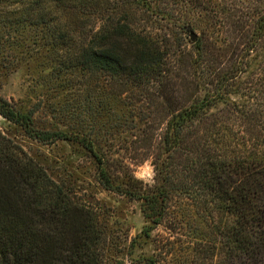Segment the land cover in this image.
Here are the masks:
<instances>
[{
    "label": "trees",
    "instance_id": "16d2710c",
    "mask_svg": "<svg viewBox=\"0 0 264 264\" xmlns=\"http://www.w3.org/2000/svg\"><path fill=\"white\" fill-rule=\"evenodd\" d=\"M173 2L182 19L162 0H0V66L30 42L58 74L87 76L88 133L36 129L1 97L0 116L80 144L103 189L140 202L145 239L176 206L218 264H264V0ZM129 130L152 185L113 157ZM76 194L0 133V264H104L107 211Z\"/></svg>",
    "mask_w": 264,
    "mask_h": 264
},
{
    "label": "rangeland",
    "instance_id": "374dc122",
    "mask_svg": "<svg viewBox=\"0 0 264 264\" xmlns=\"http://www.w3.org/2000/svg\"><path fill=\"white\" fill-rule=\"evenodd\" d=\"M175 4L172 0H162L160 6L168 5V12L176 19L181 14L182 19L185 13ZM169 22L175 23L176 20ZM194 33L199 34L198 31ZM25 45V54L21 56V51L15 50L17 59L12 58L15 56L12 53L8 55L9 62L0 66V97L16 110L30 112L36 129L88 133L87 76L58 74L43 53L35 52L37 47H31L30 42ZM0 133L26 157L41 165L53 180L72 188L77 198L105 208V222L111 236L104 264H142L149 257H153L157 264H218L220 255L217 251L199 246L204 237L192 234L195 229L205 235L199 220L192 216L186 219L187 225L181 224V219L176 216V206L172 207L165 222L153 228L149 238L145 239L141 234L146 223L140 202L103 189L97 179L94 161L80 144L63 140L47 144L37 142L27 137L20 126L1 116ZM136 134L137 130H129L115 135L111 152L116 161L128 167L133 177L149 186L153 184L154 176L152 156L150 152L136 148L138 144L146 145L144 141L135 142ZM145 165L152 170L150 179L141 178Z\"/></svg>",
    "mask_w": 264,
    "mask_h": 264
},
{
    "label": "clouds",
    "instance_id": "9594fccd",
    "mask_svg": "<svg viewBox=\"0 0 264 264\" xmlns=\"http://www.w3.org/2000/svg\"><path fill=\"white\" fill-rule=\"evenodd\" d=\"M142 171H143V176L141 177L142 179H150L151 178L152 170L148 165H145Z\"/></svg>",
    "mask_w": 264,
    "mask_h": 264
},
{
    "label": "water",
    "instance_id": "95a60500",
    "mask_svg": "<svg viewBox=\"0 0 264 264\" xmlns=\"http://www.w3.org/2000/svg\"><path fill=\"white\" fill-rule=\"evenodd\" d=\"M196 37H197V36H196L195 33H191V34H190V41H192V42L195 41Z\"/></svg>",
    "mask_w": 264,
    "mask_h": 264
}]
</instances>
